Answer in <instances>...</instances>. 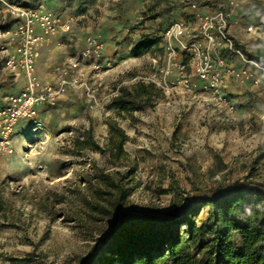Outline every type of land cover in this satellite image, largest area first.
<instances>
[{"label": "rangeland", "instance_id": "374dc122", "mask_svg": "<svg viewBox=\"0 0 264 264\" xmlns=\"http://www.w3.org/2000/svg\"><path fill=\"white\" fill-rule=\"evenodd\" d=\"M234 1L140 0L144 11L133 12L115 34L117 39L126 38L121 42V74L111 78L114 70L104 75L102 97L111 96L116 88L132 91L153 72L149 56L144 54H158L159 49L141 51L140 45L159 40L163 29L191 5L226 11ZM20 2L13 5L41 4L63 26H70L66 44L81 46L94 32L109 41L102 35L107 24L97 22L104 15V8L99 9L102 0ZM176 5L182 7L178 10ZM250 5L255 10H247L241 17L239 13L244 11L240 9H250ZM66 16L72 18L71 23L64 24ZM259 16L264 19V0H240L230 26ZM15 23L0 4V30ZM54 45L57 43L40 54L42 75L66 56ZM2 61L0 58V92L9 93L1 95L5 101L0 100V109L23 88L2 71ZM157 93L151 107L134 113H119L109 104L103 113L69 105L46 111L42 128L30 123L16 126L13 155H0V264H95L92 256L117 228L122 211L176 220L190 203L198 209L195 222L201 227L211 209L205 204L214 195L239 186L264 194V86L240 96L229 94L234 99L232 112L199 89L174 96ZM112 124L123 132L121 151L116 149L120 139L110 138ZM88 131L90 147L81 150L76 141H85ZM117 187L127 197L120 209L112 202ZM243 209L254 207L244 204ZM186 230L183 224L173 229L178 234ZM231 242L236 251L242 249L239 234L232 233Z\"/></svg>", "mask_w": 264, "mask_h": 264}, {"label": "built area", "instance_id": "2783aa9c", "mask_svg": "<svg viewBox=\"0 0 264 264\" xmlns=\"http://www.w3.org/2000/svg\"><path fill=\"white\" fill-rule=\"evenodd\" d=\"M239 1L232 2L226 11L207 13L191 5V13L172 21L160 33L153 72L140 83L152 85L166 96L199 89L232 112L234 99L226 93L227 85L258 89L264 84V62L250 58L230 34L232 13ZM0 4L16 20L10 29L0 30L4 69L24 83L19 95L9 98L0 111V155L10 157L14 153L12 135L19 124L42 128V115L69 96H76L88 113H103L118 96L119 88L102 97L104 75L115 70L116 61L105 56L106 43L92 36L50 71L49 80H41L37 62L43 48L58 28L66 32L68 27L41 4L26 8L2 0Z\"/></svg>", "mask_w": 264, "mask_h": 264}, {"label": "trees", "instance_id": "16d2710c", "mask_svg": "<svg viewBox=\"0 0 264 264\" xmlns=\"http://www.w3.org/2000/svg\"><path fill=\"white\" fill-rule=\"evenodd\" d=\"M203 6V4H199ZM182 6L176 5L175 9ZM164 12L162 15H168ZM160 40L144 42L140 50L157 47ZM262 62L263 61H259ZM158 91L152 85L138 84L132 91L121 89L110 104V109L119 113H134L151 107ZM110 138H119L117 150L124 145L123 132L116 124L110 125ZM86 140L76 141L81 150L90 147L89 131ZM113 142V141H112ZM98 149V148H97ZM116 198H112L120 209L126 192L115 188ZM248 197L251 200H247ZM244 204L253 206L251 211L243 209ZM210 212L201 227L197 226L195 217L198 209L188 203L184 213L176 220L160 219L151 213L137 214L122 211L118 226L102 242L94 254L95 264H264V194L258 190L243 186L225 190L216 194L205 204ZM224 214L226 220L221 214ZM246 216L243 222L239 216ZM187 227L181 234L173 229L180 225ZM232 233L241 236L243 246L236 251L231 242Z\"/></svg>", "mask_w": 264, "mask_h": 264}, {"label": "crops", "instance_id": "0c3cea01", "mask_svg": "<svg viewBox=\"0 0 264 264\" xmlns=\"http://www.w3.org/2000/svg\"><path fill=\"white\" fill-rule=\"evenodd\" d=\"M2 1H4L5 3H9V2H6L7 0H2ZM20 1L24 2L25 0H11L10 3H12V4L14 3L15 5L17 4V6H18V2H20ZM28 5H34V4L28 3ZM35 5H40V4L35 3ZM46 7L48 8V6H46ZM101 7H102V9L104 8L103 9L104 15L99 17L100 19H98L97 22L107 24V28L103 27V29H102V35L104 37H108L109 41H105V39L102 37L95 36V35H97V32L92 33V34H95L92 37H98L106 43L105 56L107 58L114 59V61L116 60V66H117V67H115L114 73L111 74V78L112 77H118V75L121 74V72H118L120 70L119 63H123L119 59L122 57L121 42L126 38L118 37V39H117L115 34L118 32L117 30L119 28V24H121L124 21L130 20L133 17V14H132L133 12L140 13L141 10L144 11V8H142V6L140 4V0H131V1L130 0H118V1H116V0H102V3L99 6V9H101ZM200 8L202 10L201 11L202 13L211 12V10H208L206 7L201 6ZM249 8L250 9H247V8L240 9V11H244V12L242 14L239 13V15L241 17H243L246 15L247 10H250L251 12L255 10L252 5H250ZM48 10H50V9L48 8ZM188 13H191L189 8L186 9L182 14H188ZM65 18H66V20H64V24H66V22H68V23L72 22L71 17L66 16ZM256 18H259V20H257ZM156 22L161 23L159 19H157ZM58 29L56 30V35H55L54 39L52 41H50L43 48L42 52L47 53L50 44L57 43V45H54L57 47L56 49L61 51L62 53H66V56H67V55L71 54L74 50L78 49L80 46H76V45L72 46V45L66 44L68 39L70 38V34H69V31L71 29L70 26L68 27L69 31H67V32L64 31L65 29H62V28H58ZM230 34L233 37V39L236 41V43L241 46V48L244 50V52L250 58H252L253 60H256V61H264L263 60L264 59V19L260 20V16H259V17H254V18L248 19V20H240V22L236 23L234 25V27L230 26ZM128 38H129V36H128ZM0 45H1V41H0ZM123 52H125V51H123ZM144 55L149 56V58H148L149 63H152V60L157 57V53H155V52L154 53L147 52ZM0 58L3 60V57L1 55H0ZM39 60H40V58H39ZM2 62H4V61H2ZM2 71L6 73V71L4 69V65H3ZM37 73H38V77L41 80H43V81L49 80V74L50 73L46 72L44 75H42V72L40 73V70L38 69V62H37ZM14 82L17 84L21 83L22 86L24 87V83L22 80L14 79ZM263 86H264V84H262L260 86V88ZM235 87H237V86L232 85V84L227 85L226 90H225L226 93H228L230 95L236 94V95L240 96L246 90H251V91L259 90V88L253 89L250 86L245 87V88L237 87L239 89L235 90ZM22 89L17 94L12 95L11 97L19 95V93L22 91ZM8 93L9 92H6L5 90H3L0 92V96L2 94L4 96ZM3 96H1L2 98L0 97V100L5 101V99H3L4 98ZM7 101H8V98L6 99V102ZM1 103L3 104V102H1ZM5 105H6V103H5ZM5 105L2 107V109L5 107ZM69 105L70 106L75 105V106L79 107V106H82V103L76 98V96H69V97L65 98L55 108L65 107V106H69ZM55 108H53V109H55ZM2 109H0V111ZM53 109L48 110V111H52Z\"/></svg>", "mask_w": 264, "mask_h": 264}]
</instances>
